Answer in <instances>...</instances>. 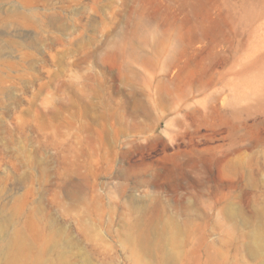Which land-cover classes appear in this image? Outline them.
Masks as SVG:
<instances>
[{
	"label": "rangeland",
	"instance_id": "374dc122",
	"mask_svg": "<svg viewBox=\"0 0 264 264\" xmlns=\"http://www.w3.org/2000/svg\"><path fill=\"white\" fill-rule=\"evenodd\" d=\"M263 260L264 0H0V264Z\"/></svg>",
	"mask_w": 264,
	"mask_h": 264
},
{
	"label": "bare ground",
	"instance_id": "6f19581e",
	"mask_svg": "<svg viewBox=\"0 0 264 264\" xmlns=\"http://www.w3.org/2000/svg\"><path fill=\"white\" fill-rule=\"evenodd\" d=\"M167 157L176 158L177 156H167ZM262 248H263V246L258 244V243H252L249 245V249H250L251 253H253V254L259 253ZM261 264H264V260L262 261Z\"/></svg>",
	"mask_w": 264,
	"mask_h": 264
}]
</instances>
